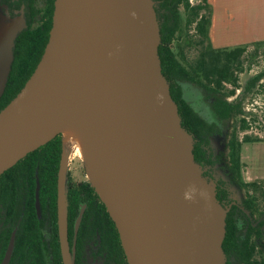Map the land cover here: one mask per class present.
I'll return each instance as SVG.
<instances>
[{
    "label": "water",
    "instance_id": "95a60500",
    "mask_svg": "<svg viewBox=\"0 0 264 264\" xmlns=\"http://www.w3.org/2000/svg\"><path fill=\"white\" fill-rule=\"evenodd\" d=\"M154 4L54 0L41 58L0 110V174L79 119L89 151L86 172L128 264H226L222 243L231 204L218 201L216 186L194 158L193 135L181 125L161 70ZM26 26L22 13L8 15L0 5V97L15 38ZM68 155L63 145L57 224L63 264H75L68 241ZM13 244L14 234L2 264Z\"/></svg>",
    "mask_w": 264,
    "mask_h": 264
},
{
    "label": "trees",
    "instance_id": "16d2710c",
    "mask_svg": "<svg viewBox=\"0 0 264 264\" xmlns=\"http://www.w3.org/2000/svg\"><path fill=\"white\" fill-rule=\"evenodd\" d=\"M154 2L160 30L158 54L161 70L169 82L171 96L177 103L181 125L193 135L194 158L202 168L207 167L209 171L215 172V177L212 176L210 181L217 188L216 196L219 202L224 207L232 201L239 204L232 205L225 219L226 231L222 247L226 264H264V184L261 181L246 182L242 179L240 155L243 143L259 139L248 135L239 137V132L245 131L250 122L241 116V98L235 96L234 100H228L241 88L239 74L244 71L245 55L254 57L264 46L254 43L252 52L248 50L249 45L213 47L208 38L211 22L208 0ZM51 24L50 16L49 22L43 28L31 27L28 23L15 38L14 57L4 92L0 97V110L15 97L34 71L47 43ZM174 41L177 42V50H174ZM191 49L195 54L189 57L188 52ZM263 76L264 70L250 78L244 88L245 92L251 90ZM192 89L197 99L205 102L211 117L195 108L188 94ZM237 117L238 125L230 131V122ZM61 147V139L57 135L0 174V179L23 181L24 188L31 185L29 194L32 198L35 180H38L45 188L44 200L53 204L54 217ZM82 188L86 187L82 185ZM87 193L85 191V195ZM68 200L70 213L76 216L83 196L78 191L72 199L69 195ZM101 206L104 208L102 203ZM31 211L36 217L33 207ZM105 214L110 218L107 212ZM257 214L261 220L254 225V220L250 217L254 218ZM111 224L115 264H128L112 220ZM56 233L55 222L57 261L61 264Z\"/></svg>",
    "mask_w": 264,
    "mask_h": 264
},
{
    "label": "flooded vegetation",
    "instance_id": "af4514ba",
    "mask_svg": "<svg viewBox=\"0 0 264 264\" xmlns=\"http://www.w3.org/2000/svg\"><path fill=\"white\" fill-rule=\"evenodd\" d=\"M0 5L8 15L14 16L22 13L26 24L29 23L31 27L43 28L49 22V16L52 21L54 0H0ZM50 11H52L51 14ZM58 135L61 139L62 153V136L61 134ZM69 161L70 156L68 155V165ZM202 170L203 175L205 174L204 176L208 180H211L212 176L215 177V172L209 171L207 167L202 168ZM22 183L23 181L21 180L0 179V264L4 261L12 234H14V244L7 264H58L55 246V222L57 224L58 218L57 201L56 217H54L53 204L51 201L44 200V186H41L39 181L35 180L32 198L30 195L31 185L24 188ZM87 183L88 181L85 178L72 180L67 168L68 241L71 249L73 244L75 247L74 263L115 264L112 250V244H114L112 219L105 214L107 210L105 206L104 208L101 206L102 201L91 183L89 182L90 186L88 187ZM82 185L86 188H82ZM91 187L93 190H91ZM78 191L83 196V200L79 203V210L76 216H73L69 210L70 202L68 197L70 195L71 199L74 198V194ZM85 191L86 193L88 192L86 195ZM36 193L38 194L39 209L36 206ZM230 204V208L232 205H239L236 201H232ZM31 207L34 208L36 217L33 216ZM240 207L243 209L241 205ZM81 208H83L82 217L75 231V221ZM245 212L249 215L247 210ZM250 219L254 220V225L261 220L259 217H250ZM56 234L59 243L58 224ZM59 254L60 263L63 264L60 243Z\"/></svg>",
    "mask_w": 264,
    "mask_h": 264
},
{
    "label": "rangeland",
    "instance_id": "374dc122",
    "mask_svg": "<svg viewBox=\"0 0 264 264\" xmlns=\"http://www.w3.org/2000/svg\"><path fill=\"white\" fill-rule=\"evenodd\" d=\"M176 44L177 42L174 41V50H177ZM248 50L252 52L254 50L253 46L248 47ZM194 54L195 51L192 49L188 52L189 57L193 56ZM262 70H264V48L258 50L256 56L254 57L245 55L244 71L239 74V84L241 88L235 92L234 96L228 99L229 101H232L234 100L235 96L241 98L240 101L243 106V115L241 116L245 117L250 122L249 127L245 131L239 132V137L242 138L244 135H248L257 137L259 139V141L246 142L242 144L241 154L244 158V162L242 164L241 176L246 182L251 181L249 178L250 175L247 173V171H249V173L251 171L255 173L254 171L260 167H263L264 169V126L259 123V117L262 116V119L264 120L263 106L262 110L260 106L263 105L264 102V76L251 90L247 92L244 90L249 79ZM188 94L196 109H199L204 115L210 113L205 102H203V100L197 99L196 93L193 89L189 90ZM207 117H211V115L209 114ZM252 119H254V121ZM238 121L239 118L237 117L230 122V131L238 125ZM86 165V162L81 160L78 156H70L68 172H70L71 179L78 180L85 178L88 182H90L89 175L86 172ZM255 218H258V214L255 216Z\"/></svg>",
    "mask_w": 264,
    "mask_h": 264
},
{
    "label": "crops",
    "instance_id": "0c3cea01",
    "mask_svg": "<svg viewBox=\"0 0 264 264\" xmlns=\"http://www.w3.org/2000/svg\"><path fill=\"white\" fill-rule=\"evenodd\" d=\"M208 3L212 10L208 33L213 47H250L254 43L264 46V0H208ZM257 170L247 171L249 178L264 184V169Z\"/></svg>",
    "mask_w": 264,
    "mask_h": 264
},
{
    "label": "bare ground",
    "instance_id": "6f19581e",
    "mask_svg": "<svg viewBox=\"0 0 264 264\" xmlns=\"http://www.w3.org/2000/svg\"><path fill=\"white\" fill-rule=\"evenodd\" d=\"M62 142L69 156L76 155L81 160L88 159V144L82 123L79 119L69 121L60 129Z\"/></svg>",
    "mask_w": 264,
    "mask_h": 264
},
{
    "label": "built area",
    "instance_id": "2783aa9c",
    "mask_svg": "<svg viewBox=\"0 0 264 264\" xmlns=\"http://www.w3.org/2000/svg\"><path fill=\"white\" fill-rule=\"evenodd\" d=\"M192 1V0H191ZM261 106V110H262V106L263 105H260ZM259 120H260V124L262 125V126H264V120L262 119V116L261 117H259Z\"/></svg>",
    "mask_w": 264,
    "mask_h": 264
}]
</instances>
